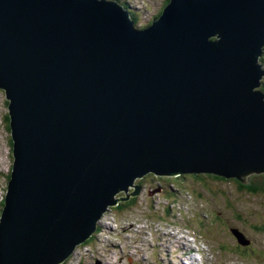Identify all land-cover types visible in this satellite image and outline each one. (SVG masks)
I'll return each instance as SVG.
<instances>
[{
    "label": "water",
    "instance_id": "water-1",
    "mask_svg": "<svg viewBox=\"0 0 264 264\" xmlns=\"http://www.w3.org/2000/svg\"><path fill=\"white\" fill-rule=\"evenodd\" d=\"M139 27L116 1L0 0V264H62L146 174H264V0H169Z\"/></svg>",
    "mask_w": 264,
    "mask_h": 264
},
{
    "label": "rangeland",
    "instance_id": "rangeland-1",
    "mask_svg": "<svg viewBox=\"0 0 264 264\" xmlns=\"http://www.w3.org/2000/svg\"><path fill=\"white\" fill-rule=\"evenodd\" d=\"M118 1L146 26L166 2ZM259 62L264 66V53ZM7 114V100L0 89V212L13 163ZM214 177L146 174L135 179L140 193L128 195V201L135 199L133 205L107 211L99 219L98 233L62 264H95L97 260L102 264H194L192 257L199 255H185L197 247L194 239L203 246L199 256L203 264H264V190L248 193L239 181L218 182ZM253 182L264 189L263 174L253 175ZM110 226L116 231H110ZM231 229L248 243L238 244Z\"/></svg>",
    "mask_w": 264,
    "mask_h": 264
},
{
    "label": "trees",
    "instance_id": "trees-1",
    "mask_svg": "<svg viewBox=\"0 0 264 264\" xmlns=\"http://www.w3.org/2000/svg\"><path fill=\"white\" fill-rule=\"evenodd\" d=\"M160 15V13L157 15V16H159ZM156 18V17H155ZM133 21H134V19H133ZM134 24L136 25V22L134 21ZM263 59H261V61H262ZM262 89L261 90H263L264 89V85L261 87ZM7 106H8V102H7ZM7 124L9 123V118H8V114H7ZM9 129V128H8ZM11 141V140H10ZM10 144H11V149H12V141L10 142ZM12 152V151H11ZM214 178H217V177H214ZM218 178H221V177H218ZM8 179H9V176H8ZM224 179V178H223ZM233 180H235V179H233ZM235 181H237V180H235ZM238 182V181H237ZM249 183H246V184H244V186H242V189H244V191L245 192H248V193H258V192H263V188L259 185V184H255L254 182H253V177H250V179H249V181H248ZM134 201H135V199L134 198H132V199H130L128 202H125V203H123V204H118L116 207H111L112 209H116V210H119V211H121V210H123L126 206H132L133 205V203H134ZM4 204V202H2V205ZM92 239V238H91ZM90 239V240H91ZM89 240V241H90ZM88 243V241H86L84 244H87ZM65 264V263H64Z\"/></svg>",
    "mask_w": 264,
    "mask_h": 264
},
{
    "label": "bare ground",
    "instance_id": "bare-ground-1",
    "mask_svg": "<svg viewBox=\"0 0 264 264\" xmlns=\"http://www.w3.org/2000/svg\"><path fill=\"white\" fill-rule=\"evenodd\" d=\"M261 175V174H260ZM264 175V174H263ZM250 177H253V175H251ZM249 178V177H248ZM225 179V178H224ZM247 179V178H246ZM246 179H245V183L247 182L246 181ZM237 180V179H236ZM238 181V180H237ZM172 238H174V239H176V241H179V242H183L184 241V239L183 238H175V236H173ZM178 242V243H179ZM180 249H183V247L182 248H180ZM189 253H187V254H185V255H189L190 254V251H188Z\"/></svg>",
    "mask_w": 264,
    "mask_h": 264
},
{
    "label": "flooded vegetation",
    "instance_id": "flooded-vegetation-1",
    "mask_svg": "<svg viewBox=\"0 0 264 264\" xmlns=\"http://www.w3.org/2000/svg\"><path fill=\"white\" fill-rule=\"evenodd\" d=\"M152 176V175H151ZM149 177H150V175H149ZM214 179H216L215 181H218V182H230L231 180H225V179H222V178H214ZM214 179H212V180H214ZM235 182V181H234ZM240 188V187H239ZM241 189V188H240ZM243 190V189H242Z\"/></svg>",
    "mask_w": 264,
    "mask_h": 264
}]
</instances>
